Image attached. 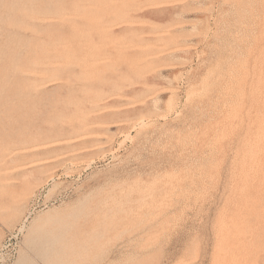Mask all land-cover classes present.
Returning <instances> with one entry per match:
<instances>
[{"label":"rangeland","instance_id":"rangeland-1","mask_svg":"<svg viewBox=\"0 0 264 264\" xmlns=\"http://www.w3.org/2000/svg\"><path fill=\"white\" fill-rule=\"evenodd\" d=\"M0 264H264V0H0Z\"/></svg>","mask_w":264,"mask_h":264},{"label":"built area","instance_id":"built-area-1","mask_svg":"<svg viewBox=\"0 0 264 264\" xmlns=\"http://www.w3.org/2000/svg\"><path fill=\"white\" fill-rule=\"evenodd\" d=\"M10 238H12V236Z\"/></svg>","mask_w":264,"mask_h":264}]
</instances>
